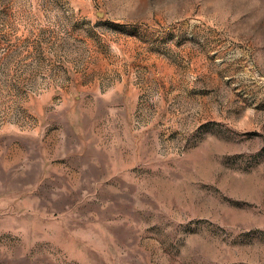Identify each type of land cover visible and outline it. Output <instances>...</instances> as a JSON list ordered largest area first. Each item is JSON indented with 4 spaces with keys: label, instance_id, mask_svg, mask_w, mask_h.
<instances>
[{
    "label": "rangeland",
    "instance_id": "obj_1",
    "mask_svg": "<svg viewBox=\"0 0 264 264\" xmlns=\"http://www.w3.org/2000/svg\"><path fill=\"white\" fill-rule=\"evenodd\" d=\"M0 264H264V0H0Z\"/></svg>",
    "mask_w": 264,
    "mask_h": 264
}]
</instances>
